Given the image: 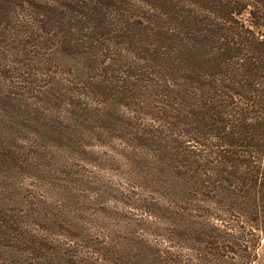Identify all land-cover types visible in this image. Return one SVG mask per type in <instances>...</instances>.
<instances>
[{
  "label": "rangeland",
  "instance_id": "obj_1",
  "mask_svg": "<svg viewBox=\"0 0 264 264\" xmlns=\"http://www.w3.org/2000/svg\"><path fill=\"white\" fill-rule=\"evenodd\" d=\"M93 1L0 0V264H129L162 242L165 171L128 143L151 124L122 84L142 69L140 30L130 44L108 22L147 11Z\"/></svg>",
  "mask_w": 264,
  "mask_h": 264
},
{
  "label": "trees",
  "instance_id": "obj_2",
  "mask_svg": "<svg viewBox=\"0 0 264 264\" xmlns=\"http://www.w3.org/2000/svg\"><path fill=\"white\" fill-rule=\"evenodd\" d=\"M133 1L147 13L108 20L114 37L130 44L137 25L144 47L141 71L122 84L132 94L125 104L142 108L151 124L132 126L128 143L145 148L165 171L149 182L168 194L170 215L162 242L141 245L129 264H257L264 232V0ZM88 21L85 29L93 31ZM139 97L142 107L132 100Z\"/></svg>",
  "mask_w": 264,
  "mask_h": 264
}]
</instances>
